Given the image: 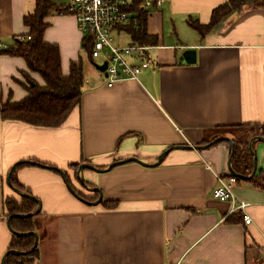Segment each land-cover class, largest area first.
Instances as JSON below:
<instances>
[{"label":"crops","instance_id":"1","mask_svg":"<svg viewBox=\"0 0 264 264\" xmlns=\"http://www.w3.org/2000/svg\"><path fill=\"white\" fill-rule=\"evenodd\" d=\"M50 1L63 7L68 0ZM226 1L168 0L145 13L148 34L157 36L143 52L149 65L137 80L109 86L91 67L76 18L69 12L48 15L44 41L59 47L62 74L72 61H82L80 106L52 128L0 119V264L12 233L4 206L14 191L6 178L24 160L37 164L12 175L41 204L34 230L37 264H264V187L251 177L237 181V196L250 202L244 214L251 221L229 222L237 216L231 203L212 192L216 175L229 174L230 144L174 147L220 136L249 141L259 134L238 125L264 123V9L233 11L203 36L187 23H209L212 9ZM35 6V0H0L3 102L8 96L22 100L24 84H43L21 56L5 53L16 37L28 34L23 17ZM123 37L120 45L132 42ZM252 143L255 174L261 172L257 181L264 186V141ZM170 147L155 166L126 161L106 169L128 157L153 164ZM82 162L105 169L85 168L73 177L71 164ZM60 171L76 193L101 192V202L79 200Z\"/></svg>","mask_w":264,"mask_h":264},{"label":"trees","instance_id":"2","mask_svg":"<svg viewBox=\"0 0 264 264\" xmlns=\"http://www.w3.org/2000/svg\"><path fill=\"white\" fill-rule=\"evenodd\" d=\"M35 4L36 6L33 14L23 17V22L28 27V34L24 37H16L14 44L6 47L5 53L21 56L27 64L28 69L31 72H37L40 77H42L43 84L41 85L38 82H32L28 86L24 84V88L28 93L20 101H11L10 98H7L5 102H2V93L0 92V119L16 120L33 126L38 125L52 128L66 122V118L70 113L80 106L81 89L84 81L83 65L80 58L76 61H72L69 66L68 74L64 76L61 72L59 47H57L55 43L44 41V31L50 23L47 22L48 15L52 12H69L68 9L65 6H57L50 0H35ZM244 5H252L264 9V0H228L212 9L209 23L201 24L198 20H193L192 18H188L187 23L203 36L210 31L213 25L223 19L224 16L233 11L238 12L242 10ZM137 10L136 16L130 20L126 30L130 33L132 43L152 45L157 42V36L148 34L146 30L147 15ZM81 46L85 50L90 61H92V40L89 38H82ZM238 127L241 130L250 129L253 134L264 136V123H242V125H238ZM247 141L248 140H243L239 142L233 140L235 152L232 158V165L234 170L243 176L250 174L253 165V158L250 154L248 148L249 143ZM220 142L222 141H217L214 144ZM28 164V162H23L16 168L24 167V165ZM79 166L80 163L71 164L70 166L73 169V177L75 178H77ZM260 173L259 171L258 174L253 175L250 181L257 187H264L257 181V177ZM66 177L71 184L69 175L66 174ZM235 178L236 181L243 179L239 176H235ZM11 180L19 189L30 193L13 178V175L11 176ZM78 193L81 197L90 201L98 198L97 193H94L93 196H86L84 193ZM104 203L107 205L111 204V202ZM36 207L37 202L31 197L18 195L14 192L13 196L6 198L4 210L8 217L14 213L25 214L32 212ZM234 212L237 216L227 218V221L230 222V220H233L238 222L241 220L240 218L244 219L241 210H236ZM40 213L41 210L39 213L32 216H26V218L12 217L10 224H12L16 231H34L38 224H40L35 220V217L40 215ZM34 240L35 238L33 235L20 236L12 232L8 250L16 249L27 251V249L33 245ZM36 250L37 248L35 247L26 254H9L4 264H37Z\"/></svg>","mask_w":264,"mask_h":264},{"label":"built area","instance_id":"3","mask_svg":"<svg viewBox=\"0 0 264 264\" xmlns=\"http://www.w3.org/2000/svg\"><path fill=\"white\" fill-rule=\"evenodd\" d=\"M168 0H68L65 7L76 18L77 26L83 38L92 40L91 60L100 59L98 64L107 63L106 68L100 71L107 86L124 79L137 80L142 69L148 67L149 62L144 59L143 52L146 45L132 42L119 44L118 37L130 33L126 30L130 20L136 16L138 9L143 13L162 6ZM137 10V11H138ZM207 167L210 165L205 161ZM236 178L229 174H217L212 195L220 201L231 203V212L241 210L244 222L249 223L251 218L244 214L250 204L240 199L234 188Z\"/></svg>","mask_w":264,"mask_h":264},{"label":"water","instance_id":"4","mask_svg":"<svg viewBox=\"0 0 264 264\" xmlns=\"http://www.w3.org/2000/svg\"><path fill=\"white\" fill-rule=\"evenodd\" d=\"M189 52L190 51H187L186 53H184V58H186L187 61L189 60V58H187V54ZM106 65H107L106 62H104L103 64L96 63V67L100 71L104 70L106 68ZM257 139L264 141V136L257 135L255 137L250 138L249 141H248V143H249L248 144V148H249L250 154H251V156L253 158V165H252V169H251L250 174L244 175V176L241 175L240 173L236 172L234 170V168H233V165H232L233 159L232 158H233V155H234V152H235V144L233 143V140L230 137H222V136L216 137V138L213 139V141H210V142L205 143L203 145H200V144L199 145H191V144L187 143V144H184V145H177V146H174V147H176V148H178V147L179 148H190V149L199 150V149H202L204 147L212 146L217 141H225V142L229 143L230 144V147H231L230 155H229V158H228L229 159V165H228L229 172L232 173V174H234L235 176H239V177H242L244 179V178H250V177H252L255 174V171H256L257 158H255V153H254V150H253V143H252V141L253 140H257ZM171 148L172 147H170V148L164 150L163 152H161L157 156V158L155 160V163H153V164H149V163H146L144 161H140L136 157H128V158H126L124 160L123 159H120V160H114V161H112V163L109 166H107L106 169H111L112 167H114L116 165H120V164L126 163V161H136V162L142 163V164L147 165V166H155V165L159 164L160 162H162L161 161L162 158L170 151ZM23 162H28V163H31V164H37L35 161H30V160L18 161L16 163H14L13 166H12V168L8 172V175H7L6 180H8L9 187H11L12 190L14 192H16L18 195H22V196H25L26 195L28 197H31L33 200H35L37 202V207L35 208L34 211L28 212V213H25V214H20V213L11 214V216H8L7 217V224H8V227H9L10 231H12L13 233H15L17 235H20V236L33 235L34 238H35V240H34L33 245L29 249H27V251H20V250H16V249L7 250L5 252V254L3 255L1 264H4L7 255L12 254V253H16V254H26L28 251H30L33 248H35L37 246V242H38L37 234H36L35 231H26V232L16 231L13 228L12 224H10V221H11V218L12 217L26 218V216H32V215H34L36 213H39L40 210H41V208H40L41 204H40L39 199H37V197H35L34 195H32V194H30V193H28L26 191H23V190L19 189L17 186H15L13 184V181L11 180L12 172L14 171V169L19 164H21ZM42 165H44L46 167H49V166H47L45 164H42ZM50 168H56V167L53 166V167H50ZM85 168L91 169V170H94V171H97V170L98 171H102L103 169H105V168H98V167L96 168L94 165H92L90 163L82 162V164H80V166L78 168V172L83 171V169H85ZM60 173H61L62 179H64V182H65L68 190H70V192L73 193L79 200H81L82 202H87V203H91V204H96V203L100 202V200L102 198L101 192H99V196H98V198L95 201H93V202L87 201L84 197H81L78 193H76L74 191V189L72 188V186H71V184L69 182V179L65 175V172L64 171H60ZM80 181H81L82 184L86 185V183H85V181H84L83 178L80 177ZM92 190L98 191V189H96V188H92Z\"/></svg>","mask_w":264,"mask_h":264},{"label":"rangeland","instance_id":"5","mask_svg":"<svg viewBox=\"0 0 264 264\" xmlns=\"http://www.w3.org/2000/svg\"><path fill=\"white\" fill-rule=\"evenodd\" d=\"M245 6H247V5H244L243 7H242V9L245 7ZM124 35V37H123V41H128L129 40V36L127 35V34H123ZM87 59V58H86ZM88 61V60H87ZM97 61H101L100 59H95L94 61H92L91 62V67L93 68V69H95L96 71H99L98 69H97V67H96V63H97ZM8 98H9V96H8ZM2 99H3V96H2ZM3 102V101H2ZM232 130H235V129H232Z\"/></svg>","mask_w":264,"mask_h":264},{"label":"flooded vegetation","instance_id":"6","mask_svg":"<svg viewBox=\"0 0 264 264\" xmlns=\"http://www.w3.org/2000/svg\"><path fill=\"white\" fill-rule=\"evenodd\" d=\"M87 200V199H86ZM87 201H89V200H87Z\"/></svg>","mask_w":264,"mask_h":264}]
</instances>
